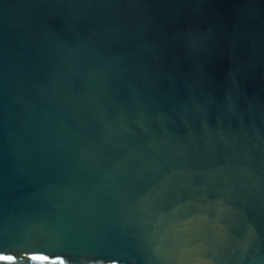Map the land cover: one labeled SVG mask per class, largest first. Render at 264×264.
Instances as JSON below:
<instances>
[{"label":"water","instance_id":"1","mask_svg":"<svg viewBox=\"0 0 264 264\" xmlns=\"http://www.w3.org/2000/svg\"><path fill=\"white\" fill-rule=\"evenodd\" d=\"M0 255L264 264V0H0Z\"/></svg>","mask_w":264,"mask_h":264},{"label":"snow or ice","instance_id":"2","mask_svg":"<svg viewBox=\"0 0 264 264\" xmlns=\"http://www.w3.org/2000/svg\"><path fill=\"white\" fill-rule=\"evenodd\" d=\"M31 258L33 260H40V261H47L48 260V257H46V256H33ZM0 261H5L6 264H14L15 257L7 256V255H0ZM51 264H57V262L52 261ZM59 264H64L63 260H60Z\"/></svg>","mask_w":264,"mask_h":264}]
</instances>
